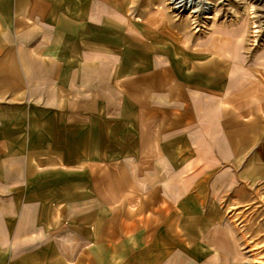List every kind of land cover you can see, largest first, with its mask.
<instances>
[{
    "label": "crops",
    "instance_id": "0c3cea01",
    "mask_svg": "<svg viewBox=\"0 0 264 264\" xmlns=\"http://www.w3.org/2000/svg\"><path fill=\"white\" fill-rule=\"evenodd\" d=\"M148 4L0 0V264L131 262L125 233L264 141V44L206 47Z\"/></svg>",
    "mask_w": 264,
    "mask_h": 264
},
{
    "label": "rangeland",
    "instance_id": "374dc122",
    "mask_svg": "<svg viewBox=\"0 0 264 264\" xmlns=\"http://www.w3.org/2000/svg\"><path fill=\"white\" fill-rule=\"evenodd\" d=\"M144 1L148 0L139 3ZM150 1L146 5L150 14L163 17L164 22L179 23L187 38L202 41L206 47L248 54L264 44V0ZM209 178L220 181L208 186ZM203 180L206 183L192 185L194 192L213 189L211 199L196 200L194 195L184 200L172 199L179 193L171 199L168 196L165 210H149L155 216L148 214L152 223L146 227L144 224L145 230L124 234L127 241L140 242L135 250L139 257L132 258L133 264H264V141L242 158L211 169ZM160 193L155 192V199ZM130 203L124 199L118 207L128 226L133 225ZM158 240L164 241V248L158 246ZM151 241H155L154 251L146 249ZM143 242L147 244L143 246ZM157 246L163 249L161 253H156ZM123 253L122 264H130L131 250L126 248Z\"/></svg>",
    "mask_w": 264,
    "mask_h": 264
}]
</instances>
